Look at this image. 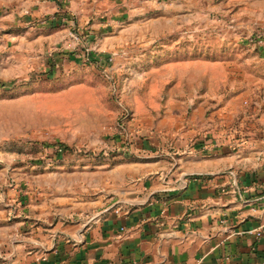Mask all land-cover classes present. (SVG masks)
Returning a JSON list of instances; mask_svg holds the SVG:
<instances>
[{
  "label": "crops",
  "instance_id": "0c3cea01",
  "mask_svg": "<svg viewBox=\"0 0 264 264\" xmlns=\"http://www.w3.org/2000/svg\"><path fill=\"white\" fill-rule=\"evenodd\" d=\"M61 1L0 3L35 10L25 18L31 28L53 29L48 36L62 41L87 21L75 19L76 0ZM239 7L264 19L261 4ZM114 24L89 26L104 32ZM203 100L172 91L163 114H140L130 134L119 129L107 139L114 155L38 163L28 146L0 149V264H264V133L238 150L236 140L221 143L223 130L183 112L193 103L201 110Z\"/></svg>",
  "mask_w": 264,
  "mask_h": 264
},
{
  "label": "rangeland",
  "instance_id": "374dc122",
  "mask_svg": "<svg viewBox=\"0 0 264 264\" xmlns=\"http://www.w3.org/2000/svg\"><path fill=\"white\" fill-rule=\"evenodd\" d=\"M200 1L76 0L80 14L74 17L85 15L87 22L68 30L78 39L62 41L48 36L53 29L31 28L25 18L35 10L0 3V149L28 146L38 163L58 155L83 162L104 150L114 155L107 139L119 129L130 134L140 114H163L179 88L205 99L201 110L195 112L200 104L193 103L183 112L202 115L212 131L223 130L221 143L236 140L238 150L256 139L264 133V44L253 38L264 34V19L239 6L263 9L264 0H202L206 11ZM96 21L115 24L95 32L89 25ZM91 30L95 37L86 42ZM89 47L92 60L83 56ZM109 53L118 56L107 76L95 60ZM109 119L116 127H106ZM58 142L69 150L58 152Z\"/></svg>",
  "mask_w": 264,
  "mask_h": 264
},
{
  "label": "built area",
  "instance_id": "2783aa9c",
  "mask_svg": "<svg viewBox=\"0 0 264 264\" xmlns=\"http://www.w3.org/2000/svg\"><path fill=\"white\" fill-rule=\"evenodd\" d=\"M70 37L72 38H75V39H78V35L77 34H74L71 32L70 34ZM253 42L254 43H260L261 45L264 44V34H256V36L253 38ZM105 57L103 56H99L97 57L96 59V64L101 66L102 69H103V72L109 76L110 73H111V68L112 66L115 67L114 63H115V59L117 58L118 54L117 53H112V54H107V55H104ZM114 64V65H113ZM117 68H123L122 65H118ZM58 152H64V148L61 147V148H57Z\"/></svg>",
  "mask_w": 264,
  "mask_h": 264
},
{
  "label": "trees",
  "instance_id": "16d2710c",
  "mask_svg": "<svg viewBox=\"0 0 264 264\" xmlns=\"http://www.w3.org/2000/svg\"><path fill=\"white\" fill-rule=\"evenodd\" d=\"M83 37H84V36H83ZM85 56L87 57L88 60H92V59H93L92 56L89 54L88 51L86 52V55H85ZM95 62H96V60H95ZM120 121L122 122L123 119H122V120L120 119ZM120 127H121V124H120ZM56 145H57V146H56L57 148H61V147H63V148H64V152L69 150V147H68V146H66V145L63 146V144H61V143H59V142H58ZM134 159H139V158H134Z\"/></svg>",
  "mask_w": 264,
  "mask_h": 264
}]
</instances>
